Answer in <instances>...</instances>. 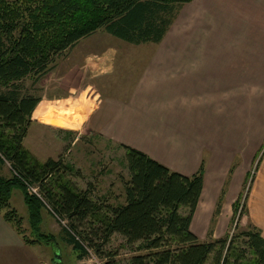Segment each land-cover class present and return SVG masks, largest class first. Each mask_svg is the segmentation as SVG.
Returning a JSON list of instances; mask_svg holds the SVG:
<instances>
[{
  "label": "crops",
  "instance_id": "crops-1",
  "mask_svg": "<svg viewBox=\"0 0 264 264\" xmlns=\"http://www.w3.org/2000/svg\"><path fill=\"white\" fill-rule=\"evenodd\" d=\"M145 45L151 47L141 49L138 58L133 54L119 58L116 48L92 53L96 59L92 58L91 68L96 74L81 72L84 81L100 79L104 88L109 85L105 94L97 85L93 100L81 95V100L69 102V87L58 88V94H41L24 147L42 162L56 159L63 156L65 139L61 136L56 143L53 138L50 145L42 146L40 138L52 136L53 129L66 135L77 131L74 144L79 131L87 129L101 140V148L127 145L186 176L203 164V187L190 224L192 232L201 210L212 211L215 220L221 209L232 208L258 161L244 214L264 238V0H191L179 7L160 42L136 46ZM76 58L78 68L83 69L91 57L86 53ZM54 67L41 78V84L45 79L51 81ZM64 77L57 75L56 85L64 84ZM124 80L130 87L116 95L118 83ZM41 102L49 119L73 121L68 113L73 112L75 124L63 126L35 117ZM220 193L224 199L215 216ZM195 235L200 241L220 238L212 234L206 240ZM66 244L80 264L85 257L78 258V252ZM4 247L19 254L0 258V264L41 263L29 250L37 245L24 243L0 215V248Z\"/></svg>",
  "mask_w": 264,
  "mask_h": 264
},
{
  "label": "trees",
  "instance_id": "trees-1",
  "mask_svg": "<svg viewBox=\"0 0 264 264\" xmlns=\"http://www.w3.org/2000/svg\"><path fill=\"white\" fill-rule=\"evenodd\" d=\"M189 1L0 0V165L9 163L12 172L5 176L0 166V215L22 233L21 219L9 203L12 191L19 189L32 234L22 237L24 243L54 241L40 229L42 210L48 206L68 220L64 238L78 258L91 249L105 258L104 264H119L104 249L113 235H119L125 245H136L141 252L126 264H264V238L254 226L237 231L236 223V231L208 241H200L191 231L203 187V164L186 176L121 145L129 173L123 181L124 202L102 204L91 198L89 188L78 189L69 179L72 166L62 155L42 162L23 145L40 100L24 79L31 78L34 86L63 53L98 30L134 45L158 43L179 7ZM34 116L55 120L44 114L43 102ZM30 186L38 193L29 192ZM220 206L218 202L215 216ZM232 208L233 215L243 208L241 195Z\"/></svg>",
  "mask_w": 264,
  "mask_h": 264
},
{
  "label": "rangeland",
  "instance_id": "rangeland-1",
  "mask_svg": "<svg viewBox=\"0 0 264 264\" xmlns=\"http://www.w3.org/2000/svg\"><path fill=\"white\" fill-rule=\"evenodd\" d=\"M149 47L151 46L129 45L125 42L117 41L103 30H98L89 37L80 40L73 48L63 53V55L55 61V67L53 69L55 70V75L53 74L51 81H49V79H45L43 84H41V77L39 81L33 86L32 79L28 77L23 80V84L34 94H42L43 96L46 95V92H49V94H58V88L69 87L71 88L69 92V97H71L69 102L75 98L81 100V95L86 96L87 100L90 101L95 99L96 91H98L96 90L97 85L100 86V89L104 94L107 93L108 90L106 88L109 87L107 84L104 88L101 81H99L100 79L87 81L88 79L85 78L84 81V77L81 75V72H85V75L87 72L89 75L96 74L95 70L91 68L93 66L92 58L96 59L92 56V53H98L100 51L111 52L112 49L116 48L118 49L120 55L133 54V56H137L138 58L140 50ZM86 53L90 54L91 58L87 60V66L83 69H80V67L78 68L77 66L78 62L76 56L81 54L85 55ZM122 55L119 58H122ZM132 58H128L129 61H131ZM122 60L124 59H120L119 63H122ZM60 74L66 76L64 77L66 82L58 86L56 85L54 78ZM77 77H79V79ZM127 81L128 80H124L121 83H118L116 95H119L120 92L127 91V86L129 85L130 87V82ZM114 91L115 89L111 90V92ZM68 113H70L74 122L71 119L66 120V118L64 120H53L52 122L63 126H73L76 122V117L73 112ZM32 131L33 132L31 134L34 133V129H32ZM52 132V136L46 135L43 137V140L40 138L41 142L43 141L42 146L50 145L51 141H53V138L56 143L59 142L61 136L65 139L66 145L62 150L63 160L64 163L67 162V164L72 166V171H69L70 173L68 177L75 184V186L81 190L89 188L91 198L94 201L101 202L102 204L122 203L124 194L123 181L129 178V173L125 164V149L120 146L101 148V140L97 135L87 133V129L79 131L80 133L78 135L77 141L74 144H72V140L77 134V131L75 134L70 133L69 135H66L57 129H53ZM262 147L264 148V146ZM233 168L234 165H232L230 170L233 171ZM257 168L258 161L252 165L251 169L249 170L250 174L243 184L244 186L240 194L243 208L238 210L235 215H233L232 208L227 209V213V210L223 208L221 209V214L216 216L215 220L212 219V211L201 210L198 216H195L194 223L192 225L194 230L193 232L195 234H197L202 239H210L211 236H209V234L206 232L209 231L211 226L212 234L215 237H224L229 233L231 234L233 231H236V228L233 230V217L235 219L238 218L236 222L238 228L237 231L239 229L245 230L249 226L245 218V214L242 215V213L246 211L248 192L252 186ZM1 169H3L2 174L11 176L12 172L9 163L6 162ZM228 181L229 178L226 179L224 186H222V191L224 194L226 190L225 188H227L228 185ZM223 199V193H220L216 207L218 202L223 201ZM9 203L10 208L15 209L17 216H19L21 219L20 229L22 233H16L20 236V238H31L32 234L30 233L27 208L23 201L22 192L19 189H14L12 191ZM53 213L48 206L44 207L42 210L40 229L48 236L51 237L52 235L54 241L48 244H35L37 247L29 249L31 254H33L31 257L33 258L34 256V259H37L38 263L39 261L41 262L40 264H76L77 258L67 246L63 234V226L68 224V220L66 218H61V220L64 221L63 224L55 217ZM4 223L14 230V228L9 223L6 221H4ZM104 249L113 253L114 260L119 264H126L132 256L141 253L136 250V245H125L123 238L119 235H113L110 241L105 245ZM14 251L15 252L13 253L12 249L5 247L0 248V258H7L9 255L12 256V254H15L16 257L19 253H17L18 251L16 249ZM92 253L93 256L86 255L80 264H104L106 261L104 257H99L93 251Z\"/></svg>",
  "mask_w": 264,
  "mask_h": 264
},
{
  "label": "built area",
  "instance_id": "built-area-1",
  "mask_svg": "<svg viewBox=\"0 0 264 264\" xmlns=\"http://www.w3.org/2000/svg\"><path fill=\"white\" fill-rule=\"evenodd\" d=\"M28 191L29 192H31V193H38V188L37 187H34V186H30V187H28ZM53 213V212H52ZM54 215H55V217L60 221V222H62L63 224H64V221H62L55 213H53ZM244 213H242V215H243ZM238 219V218H237ZM237 219L235 220V223H234V225L233 226H235V224H236V222H237ZM233 229H234V227H233ZM233 231V230H232ZM87 255H89V256H93V253H92V250L91 249H87Z\"/></svg>",
  "mask_w": 264,
  "mask_h": 264
}]
</instances>
